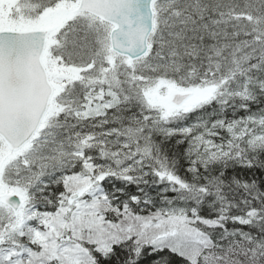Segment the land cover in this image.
Masks as SVG:
<instances>
[{"label": "snow or ice", "instance_id": "snow-or-ice-1", "mask_svg": "<svg viewBox=\"0 0 264 264\" xmlns=\"http://www.w3.org/2000/svg\"><path fill=\"white\" fill-rule=\"evenodd\" d=\"M0 264H264V0H0Z\"/></svg>", "mask_w": 264, "mask_h": 264}, {"label": "trees", "instance_id": "trees-1", "mask_svg": "<svg viewBox=\"0 0 264 264\" xmlns=\"http://www.w3.org/2000/svg\"><path fill=\"white\" fill-rule=\"evenodd\" d=\"M134 190H135V189L133 188V191H134ZM158 190H159V189H158V188H155V187L148 189L149 193H150L151 195H153V196H155V193H156Z\"/></svg>", "mask_w": 264, "mask_h": 264}]
</instances>
